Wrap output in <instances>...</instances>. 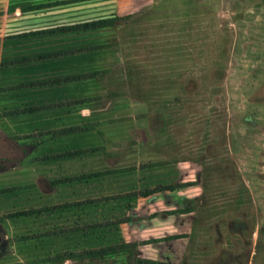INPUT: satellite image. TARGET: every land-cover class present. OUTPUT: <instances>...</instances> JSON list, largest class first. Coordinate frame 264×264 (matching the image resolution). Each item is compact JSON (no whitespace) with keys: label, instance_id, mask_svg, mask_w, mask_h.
<instances>
[{"label":"rangeland","instance_id":"obj_1","mask_svg":"<svg viewBox=\"0 0 264 264\" xmlns=\"http://www.w3.org/2000/svg\"><path fill=\"white\" fill-rule=\"evenodd\" d=\"M107 1L81 19L110 123L86 162L111 197L80 224V203L41 208L79 196L0 137V264H264V0Z\"/></svg>","mask_w":264,"mask_h":264},{"label":"crops","instance_id":"obj_2","mask_svg":"<svg viewBox=\"0 0 264 264\" xmlns=\"http://www.w3.org/2000/svg\"><path fill=\"white\" fill-rule=\"evenodd\" d=\"M106 1L0 0L2 143H14L16 149L12 152L18 153L16 158L21 156L22 175H38L45 165L52 170L50 177L54 175L53 179L48 176L45 179L56 192L60 193L67 186L70 187L67 190H74L78 199L53 204L45 202L41 208L80 203V210L63 212L78 214L75 224L84 219L83 203L91 201L94 203H90V207L99 208L101 198L111 197L102 194L103 189L96 184L99 180L94 177L96 171L86 162L96 156L94 141L104 135L101 126L107 127L110 123L105 113L109 108H101L96 98L101 91V72L95 64L99 54L93 51L91 36L98 31L93 27L83 29L85 24L81 19L98 13L100 8L105 11ZM88 48L92 50L84 51ZM7 158L9 154H1L0 162ZM66 176L70 177L63 180ZM147 185L142 190L119 192L118 195L132 194L136 198L137 193L148 199L165 193L163 181H159L154 190ZM28 187L37 189L35 183H29ZM88 218L94 223L101 220L97 214ZM102 218L108 220L102 228L86 233L97 231L93 240L100 238L101 233L106 235L112 228L109 221L113 216L105 214ZM101 229L104 231L99 233Z\"/></svg>","mask_w":264,"mask_h":264}]
</instances>
